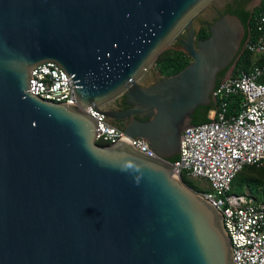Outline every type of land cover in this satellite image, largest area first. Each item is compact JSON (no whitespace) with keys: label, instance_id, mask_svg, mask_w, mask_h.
<instances>
[{"label":"water","instance_id":"95a60500","mask_svg":"<svg viewBox=\"0 0 264 264\" xmlns=\"http://www.w3.org/2000/svg\"><path fill=\"white\" fill-rule=\"evenodd\" d=\"M209 1L0 0V264H236L221 213L168 163L181 162L184 130L215 123L193 116L219 109L232 70L219 75L244 47L230 13L196 41L191 18ZM169 48L191 62L158 79ZM47 62L72 77L77 105L29 92ZM119 97L130 108L107 109ZM89 107L156 158L98 144Z\"/></svg>","mask_w":264,"mask_h":264},{"label":"built area","instance_id":"2783aa9c","mask_svg":"<svg viewBox=\"0 0 264 264\" xmlns=\"http://www.w3.org/2000/svg\"><path fill=\"white\" fill-rule=\"evenodd\" d=\"M251 56L247 69L227 76L214 92L218 110L209 113L210 121L184 130L181 134V162L170 163L174 176L186 181L204 179L208 192L196 191L219 211L231 241L236 264H264V200L254 194L232 193L237 177L248 167L264 171V12L256 15L254 31L242 53ZM29 92L41 99L77 105L72 77L56 63L47 62L33 69ZM99 122L97 143H130L149 157L156 158L149 144L129 137L123 127L109 118L85 110ZM184 182V181H183Z\"/></svg>","mask_w":264,"mask_h":264},{"label":"trees","instance_id":"16d2710c","mask_svg":"<svg viewBox=\"0 0 264 264\" xmlns=\"http://www.w3.org/2000/svg\"><path fill=\"white\" fill-rule=\"evenodd\" d=\"M264 12V1L263 3L256 9V11L254 12V14L250 13V12H244V11H240V12H230V14L236 15L238 16L244 26L246 27V35L245 38L243 40V44L242 46H244L249 34L251 32L254 31V27H255V19H256V15L259 12ZM210 35V33L205 34V32L202 34L201 39H206L208 38ZM191 62V59L184 53V52H179L177 53V55H175L174 57H168L166 59V61H159L158 64V71L160 73L161 76H172L175 75L177 73H179L180 71H182L185 67H187L189 65V63ZM251 64V56L248 55L247 53H243L239 56L237 63L234 67V71L233 74L238 73V70L240 69H247ZM229 69L225 70L224 72H222L219 75V79H218V84L227 76ZM122 100H124V97H120ZM119 101V99H118ZM214 104L212 103V105L207 106V107H199L194 116H193V125H200V124H204L207 123L210 118H209V113L210 111L214 108ZM102 145V144H100ZM176 158H174L171 161H175ZM249 171H259L264 173L263 170H259L255 167H248L246 168L235 180L234 185L237 186L239 184H236L238 179L240 178V176L245 173V172H249ZM183 181L194 191H197L191 184L189 181H186V179H183ZM245 184L244 185H249L252 188H255L254 190L257 192L256 196H258L260 199L264 200V183L262 184V188L260 186H258V184H260L258 181H256L255 179L252 178H246L244 179ZM243 184H241V186H244ZM240 186V185H239Z\"/></svg>","mask_w":264,"mask_h":264},{"label":"flooded vegetation","instance_id":"af4514ba","mask_svg":"<svg viewBox=\"0 0 264 264\" xmlns=\"http://www.w3.org/2000/svg\"><path fill=\"white\" fill-rule=\"evenodd\" d=\"M263 1L264 0H210L191 18L193 23L192 28L196 33V41L203 40L201 39V36L204 32L210 33L209 25L214 24L221 15L228 14L231 11H244L254 14L256 9L263 3ZM189 34V30H182L179 34V39L185 41L187 40ZM172 42H174L175 46L181 47L179 41ZM234 67H232L228 71H234ZM160 76L161 75L158 76V79L160 78ZM115 101L116 102L110 105L107 109L127 110L130 108V106L125 103V98L124 100H122L119 97L115 99ZM111 122L118 127H123L122 121L112 120Z\"/></svg>","mask_w":264,"mask_h":264},{"label":"rangeland","instance_id":"374dc122","mask_svg":"<svg viewBox=\"0 0 264 264\" xmlns=\"http://www.w3.org/2000/svg\"><path fill=\"white\" fill-rule=\"evenodd\" d=\"M205 34H208L207 32H205ZM210 36V35H209ZM182 50H175L174 48H169L165 51H163L162 53L159 54V56L157 57L155 63H154V70H158V62L161 61H166V59L169 57H174L175 55H177V53L181 52ZM183 52V51H182ZM159 72V71H158ZM233 73V71H231L229 73V75H231ZM160 74V73H159ZM228 75V76H229ZM252 178L255 179L256 181H258L260 184H258V186H260L262 188V184L264 183V173L259 172V171H249V172H245L243 173L240 178L238 179L236 184H239L237 186H233L232 188V193L235 194H242V193H248V194H254L256 195V191L254 190L255 188H252L249 185H244V179L246 178ZM190 184L197 190V191H202V192H208L209 188H210V184L208 181L204 180V179H195L192 181H189ZM241 184H243L244 186H241Z\"/></svg>","mask_w":264,"mask_h":264}]
</instances>
